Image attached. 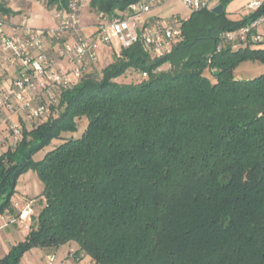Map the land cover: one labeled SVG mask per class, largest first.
<instances>
[{"label": "trees", "instance_id": "16d2710c", "mask_svg": "<svg viewBox=\"0 0 264 264\" xmlns=\"http://www.w3.org/2000/svg\"><path fill=\"white\" fill-rule=\"evenodd\" d=\"M135 1L89 5L116 15ZM263 11L237 22L225 10L193 12L170 54L122 48L61 92L49 119L22 124V140L0 150V214L14 212L18 179L31 169L45 203L0 264L63 245L97 264H264V73L234 75L243 60L264 64V45L221 43ZM0 13H14L6 0ZM80 119L83 133L66 138Z\"/></svg>", "mask_w": 264, "mask_h": 264}, {"label": "built area", "instance_id": "2783aa9c", "mask_svg": "<svg viewBox=\"0 0 264 264\" xmlns=\"http://www.w3.org/2000/svg\"><path fill=\"white\" fill-rule=\"evenodd\" d=\"M82 1L70 0L67 7L57 9L58 24L51 29L32 28L25 21L15 24L11 15L0 13V116L3 113L23 114L29 123L49 119L53 114L51 105H57L59 94L78 82L88 65L99 61L104 46L114 48V41L121 49L142 43L152 57H165L183 36L182 19L187 20L193 12L210 9L212 0H176L190 12L179 19V24L149 15L152 9L170 0H137L116 15L97 12L93 35L83 32ZM263 5L264 0H251L247 10L255 13ZM65 33H70L73 40L62 41ZM53 41L60 43L56 58L47 50V43ZM222 42L232 44L233 48L264 45V11L240 28L223 32ZM221 48L219 44L217 50ZM121 49L116 50V55ZM62 60L66 61L65 65H59ZM6 81L7 86L4 85ZM39 93H45L47 99L33 102ZM4 121L8 122L14 143L22 140V122L11 120L9 115ZM45 264L97 263L86 255L74 257L72 251L61 260L49 254Z\"/></svg>", "mask_w": 264, "mask_h": 264}, {"label": "crops", "instance_id": "0c3cea01", "mask_svg": "<svg viewBox=\"0 0 264 264\" xmlns=\"http://www.w3.org/2000/svg\"><path fill=\"white\" fill-rule=\"evenodd\" d=\"M86 1L89 3V0ZM6 3L7 6L10 7L14 12L11 14V21L15 24H21L25 21L28 26L36 29H51L55 28L58 24V19L56 17L58 8L56 6L47 7L45 0H6ZM90 11L93 12L91 7ZM81 16L85 19V16L82 14V12ZM94 23L95 22L93 20L85 19V22H82L84 26L83 32L87 35H93L95 32ZM62 38V41L73 40L70 33L63 34ZM117 45V41H114V48L104 46L100 51L99 61L95 64L88 65L87 70L95 67L98 68V64L106 59H108L109 64L116 55ZM59 47L60 43L57 41L47 43V50L54 58H56V52ZM65 64V60L59 61V65ZM4 85L7 86L8 81L4 82ZM40 94L41 93L37 94L39 96L37 99L33 100V102H36L40 99H47V95L45 93H42L41 95ZM6 115H9L11 120H19L23 125H30L23 114L3 113L0 116V128L2 127L3 123L8 124V122L4 121ZM7 143V140H5L2 142V145ZM2 147L0 146V150H3ZM18 183L19 185H17L16 193L12 197L14 212H5L0 214V258L6 256L13 246L17 245L26 238L31 229L32 217L37 216V210L35 206L36 203H41V209L45 203V199L42 196L44 185L41 184V179L38 175H36V173H33L32 171L23 173L20 176ZM40 249L45 250L42 259H44L49 254H53L56 256V258H58L57 255L59 253L64 254L65 259L75 249V247L74 245H63L58 248L46 247ZM24 257L25 254L21 258L20 264H26V262H24Z\"/></svg>", "mask_w": 264, "mask_h": 264}, {"label": "rangeland", "instance_id": "374dc122", "mask_svg": "<svg viewBox=\"0 0 264 264\" xmlns=\"http://www.w3.org/2000/svg\"><path fill=\"white\" fill-rule=\"evenodd\" d=\"M83 1L84 2L81 5V12L82 14H84L85 19H90L96 22L97 21L96 12L95 11L91 12L89 3L86 0H83ZM222 1L223 0H212L210 3V9L220 4ZM250 1L251 0H227L224 3V10H225V14L227 18H229L230 20L234 22L243 20L246 16L250 14L249 11L247 10V4ZM189 14L190 12L180 2L176 0H170L164 4H161L155 7L154 9H152V11L149 13V15H158V16H161L165 20L177 22L178 24L180 23L179 22L180 18H184ZM85 19L82 18L81 21L85 22ZM116 48L118 51L121 49L120 45H117ZM108 62H109L108 59L101 61L98 64V68L102 69L103 67L108 65ZM162 69H168V65L162 66ZM206 73L212 77L209 70H206ZM263 73H264V64L260 61H255L251 59L241 61L239 64L236 65L234 69V75L236 76V78H239V79H252ZM136 80H140V78L136 77ZM42 101L44 102V100ZM51 106L53 108L55 107V104H52ZM78 125H79V129L77 130V132L65 133L64 134L65 137L67 138L70 136L72 137L80 136L86 128V120L80 119L78 121ZM5 140H7L8 143L5 145H2V142H4ZM56 143L58 144L59 140H57ZM9 144L10 145L14 144V137L12 135L11 130L9 129V125L6 123H3L2 127L0 128V146L1 147L3 146L2 148L3 150H5ZM52 146L53 145L46 146L43 149L37 151L33 155V159L39 160L43 158L46 152ZM29 171H32L33 173H36V175H38L36 170L31 169ZM41 184L44 185L42 181H41ZM17 185H19L18 182H17ZM17 185H16V188H17ZM35 206L37 210L36 214L38 215L41 210V203L37 202ZM43 253H45V250L40 249L38 247H33L27 252H25V257H24L25 261L24 260L23 261L26 262V264H45L46 257L42 259V257L44 256ZM57 256H58V260L64 259L65 257L64 254H60V253Z\"/></svg>", "mask_w": 264, "mask_h": 264}, {"label": "water", "instance_id": "95a60500", "mask_svg": "<svg viewBox=\"0 0 264 264\" xmlns=\"http://www.w3.org/2000/svg\"><path fill=\"white\" fill-rule=\"evenodd\" d=\"M212 12L216 13V14H220L224 11V8H223V5L222 3L214 6L212 9H211Z\"/></svg>", "mask_w": 264, "mask_h": 264}]
</instances>
